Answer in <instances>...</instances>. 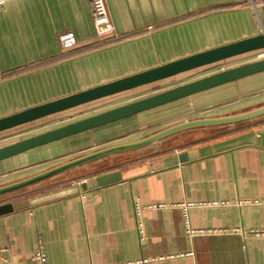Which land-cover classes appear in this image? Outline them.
<instances>
[{
  "label": "crops",
  "instance_id": "crops-1",
  "mask_svg": "<svg viewBox=\"0 0 264 264\" xmlns=\"http://www.w3.org/2000/svg\"><path fill=\"white\" fill-rule=\"evenodd\" d=\"M105 2L115 37H95L89 0H4L0 6V117L255 35L264 27V0L255 5L249 0ZM69 30L78 44L62 49L59 35ZM263 51L178 73L2 131L0 141H8L0 147L264 58L247 56ZM207 69L193 77L183 75ZM169 79L174 82L168 84ZM127 95H132L128 101L83 114L99 101L111 103ZM262 105L264 71L2 159L0 188L177 123L237 114ZM81 113L78 118L24 135L33 127L27 124ZM80 181L88 183L86 190L29 202ZM257 198H264V115L184 129L1 193L0 204L12 203L15 208L0 215V248L6 249L3 254L12 264H32L30 256L39 236L46 244V264H137L150 257H164L151 264H264V236L190 237L177 205L196 203L188 209L194 228L246 230L264 228V204L243 203ZM135 199L144 207L140 214L143 238L136 227ZM213 201L222 203L205 204ZM157 203L165 207L145 208Z\"/></svg>",
  "mask_w": 264,
  "mask_h": 264
},
{
  "label": "water",
  "instance_id": "water-1",
  "mask_svg": "<svg viewBox=\"0 0 264 264\" xmlns=\"http://www.w3.org/2000/svg\"><path fill=\"white\" fill-rule=\"evenodd\" d=\"M260 49H264L263 26L260 28L259 33L255 35L224 43L196 53H192L130 75L107 81L77 91L75 93H71L69 95L2 116L0 117V132L64 111L66 109L76 107L81 104H85L122 91L130 90L132 88L149 84L161 79H165L178 73L186 72L195 68L213 64L218 61H223L234 56ZM260 71H264V58L230 67L228 69L220 70L218 72L189 81L187 83L168 88L152 95L112 107L102 112L40 132L38 134L17 140L10 144L3 145L0 147V160L27 151L34 147L41 146L49 142L65 138L67 136L92 129L94 127L119 120L130 115H135L141 111ZM262 115H264V105L237 114L212 118L193 119L177 123L175 125L154 132L150 135H147L139 140L102 148L81 157L64 162L35 176L2 187L0 188V194L31 185L58 172L76 167L78 165L84 164L108 154L136 149L148 145L163 137L174 134L184 129L206 125L232 124L235 122L256 118ZM181 159L184 160L185 156H181ZM87 188L88 183L86 181H80L76 185L65 188L61 191L42 195L40 197L31 199L29 202L30 204H34L38 203L39 201H44L60 196L62 194H68L70 192L78 190H86ZM14 208L15 205H13L12 203L0 204V215L11 212Z\"/></svg>",
  "mask_w": 264,
  "mask_h": 264
},
{
  "label": "built area",
  "instance_id": "built-area-1",
  "mask_svg": "<svg viewBox=\"0 0 264 264\" xmlns=\"http://www.w3.org/2000/svg\"><path fill=\"white\" fill-rule=\"evenodd\" d=\"M90 6H91V16H92V22L93 27L95 31V37L97 38H107V37H115L116 32L113 23L110 20L106 2L105 0H89ZM258 0H249V3L252 5H255ZM4 0H0V6L3 5ZM78 44V39L73 31H64L59 35V45L62 49H71L74 46ZM222 202L219 201H213L211 203H205V204H211V205H219ZM243 203L248 204H264V198H257L254 200H245ZM196 203L190 202V203H178L177 205L182 209V215H183V227L185 233L190 236L194 237L197 235H224V234H230V233H242L243 235L251 234L254 236H264V228H252V229H243L240 227H212V228H206V229H197L191 226L190 220H189V213L188 209L195 205ZM241 204V203H240ZM134 213L136 217V227L138 229V232L143 238L142 235V222L140 220V214L144 207L141 206L138 199L134 200ZM165 207L164 203H157V204H151L148 205L145 208H162ZM6 251L5 248H0V261L5 264H12L7 257L4 256L3 252ZM164 257H150V258H144L139 261H136L137 264H151L153 261H157L160 259H163ZM31 263L32 264H46L47 261V250H46V244L41 236L37 238L36 246L34 250L31 253L30 256ZM115 264H123V263H115Z\"/></svg>",
  "mask_w": 264,
  "mask_h": 264
},
{
  "label": "rangeland",
  "instance_id": "rangeland-1",
  "mask_svg": "<svg viewBox=\"0 0 264 264\" xmlns=\"http://www.w3.org/2000/svg\"><path fill=\"white\" fill-rule=\"evenodd\" d=\"M264 52V51H263ZM263 52L262 53H260V54H258V53H251V54H249V55H247L248 57H263L264 55H262L263 54ZM246 57V56H245ZM214 69V68H213ZM209 69H207V70H201V71H198V72H195V71H192V72H189V73H187V74H183V75H188L186 78H189V77H193V76H195V75H197V74H203V73H205V72H207ZM186 78H184V79H186ZM172 82H174V80H171L170 81V79H169V83L168 84H172ZM167 85V84H166ZM147 92H150V91H147ZM130 98H132V95H130V96H124V97H122V98H120V99H118V100H116V101H113V102H111V103H109V102H107V103H103V104H100V103H102V102H98V104H97V106L96 107H94L92 110H89V111H86V113H83V114H88V113H90V112H94V111H97V110H101L102 108H104V107H106V106H110V105H113L112 103H114V104H117V103H120V102H125V101H128V100H130ZM134 98V97H133ZM80 116H82V113L81 114H76V115H73V117H65L64 119H59V121H57L58 119H50V118H47V119H50V120H46V121H44V120H42V121H40L39 120V122L37 121V122H34V123H30V124H27L26 126H33V127H30V129H28V130H30L29 132H27V133H25L24 135H27V134H30V133H33V132H36V131H40V130H43V129H46V128H50V127H53V126H55V125H57V124H61V123H63V122H66V121H68V120H71V119H75V118H78V117H80ZM38 123H40V124H38ZM25 126V127H26ZM42 126V127H41ZM5 133H1L0 134V138L2 137V135H4ZM23 136V135H22ZM20 137V136H19ZM6 141H8V140H3V141H0V144L1 143H3V142H6ZM93 166V165H92Z\"/></svg>",
  "mask_w": 264,
  "mask_h": 264
}]
</instances>
